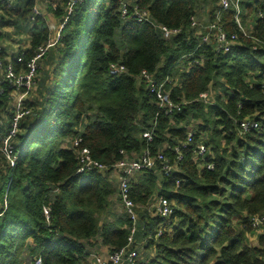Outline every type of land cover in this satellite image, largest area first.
Returning a JSON list of instances; mask_svg holds the SVG:
<instances>
[{
	"label": "trees",
	"instance_id": "16d2710c",
	"mask_svg": "<svg viewBox=\"0 0 264 264\" xmlns=\"http://www.w3.org/2000/svg\"><path fill=\"white\" fill-rule=\"evenodd\" d=\"M36 5L0 0V43L9 36L5 29L28 39L17 52L0 45V59L17 71L53 40L46 17L33 12ZM136 6L150 22L132 17ZM46 7L61 23L59 38L39 63L15 165L0 151V264L39 258L40 264H85L96 240L111 252L129 243L133 221L116 208L122 204L118 183L110 171L78 173L76 137L110 169L147 151L176 166L167 173L159 161L131 183L139 215L134 246L152 252L150 264H264V232L256 234L255 246L248 238L256 232L253 217L264 216V0H240L238 16L220 0H51ZM212 22L236 36L229 52L217 50L215 32L209 42L199 34ZM161 26L180 31L165 38ZM112 64L125 71L112 74ZM142 70L176 81L167 86L178 105L172 114L140 78ZM0 88L4 111L13 89L1 72ZM243 121L257 127L243 133ZM202 144L206 151L197 156ZM158 196L175 206L173 223L160 236L165 219L152 207Z\"/></svg>",
	"mask_w": 264,
	"mask_h": 264
},
{
	"label": "built area",
	"instance_id": "2783aa9c",
	"mask_svg": "<svg viewBox=\"0 0 264 264\" xmlns=\"http://www.w3.org/2000/svg\"><path fill=\"white\" fill-rule=\"evenodd\" d=\"M3 2H11L12 0H1ZM234 5L237 11V16L240 13V0H220V6L223 10H227L230 6ZM135 14L132 17H136L139 22H150V18L147 12H142L136 6ZM34 14H40V6H35L33 10ZM264 17V14L261 15ZM122 17L127 19L129 17V6L125 3L122 6ZM219 20V18H218ZM237 22L239 26L240 19L237 17ZM199 23L196 18H192V26L196 27ZM242 28V27H241ZM205 34H202L199 31V34L202 36L204 42H209L210 35L212 32H215L217 38V50L223 52H229L231 50L232 44L236 41V36H228L224 31L223 27L218 25L217 22H212L207 25L205 28ZM180 30H171L166 26H161V32L165 38H171L174 34L178 33ZM59 38V33L56 39H53L46 47L39 48L38 53L34 56L28 63L26 70L17 71L16 66L11 62L5 65L4 62L0 59V72L3 77V81L7 83L12 89V119L10 121L9 127L3 136H0V151L3 156L8 160L11 166L15 165L17 160V155L15 152L16 148V139L20 132L21 120L30 114V108L27 106V96L34 92L37 85L38 69L39 63L43 59L47 50L53 46ZM2 48L0 47V50ZM24 61L22 56L17 58V62L21 63ZM187 66L186 69H188ZM125 66L119 64H112L110 67V72L114 75L124 72ZM140 78H144L150 84V91L155 96L161 107L167 108V114H172L174 109L178 106L172 100L170 91L167 89L168 85H176V81L167 76L166 78L160 80L155 79L154 74L149 73L147 70H142L140 73ZM0 92H3V89L0 88ZM201 96L207 100L208 94L204 93ZM4 121L0 119V124ZM257 127V123L250 121H243L241 123V129L244 132L250 130L251 128ZM188 141H191L194 132L192 129L188 130ZM143 137L149 142L152 141L153 136L152 132L147 131L143 134ZM83 139L81 137H76L72 141V146L76 151L77 158L79 160V170L78 173L97 171L101 174H106L110 171L111 174L116 175L118 187L120 190V196L122 201V206L128 215V217L133 221V226L131 229V234L129 237V243L121 249L111 252V250L103 246V253L96 251H88V258L85 264H150L151 259L143 255L141 250H138L135 243V235L137 232L136 222L138 220V213L136 208L138 207L131 198V183L136 180V175L139 171L143 169H154L158 162L163 164V170L167 173L171 172L172 169H176V166L173 167L164 157L163 154L152 155L150 151L145 152L140 157H129L125 156L123 160L112 165L111 169L106 164L101 163L100 161L94 159L91 155V151L88 147L83 146ZM206 151V147L202 144L199 146L196 155L203 156ZM176 152H180V149H176ZM181 157H179V160ZM206 169L209 171L214 170V163H208ZM152 207L156 209L154 214L161 215L165 221L159 227L157 235H162L163 230L172 225V216L175 212L174 203L165 196L155 197ZM45 214L49 217V209L45 208ZM253 227L256 229V232H264V216L256 215L253 217ZM143 243V242H142ZM101 244V242H100ZM102 245V244H101ZM144 248V247H143ZM142 248V250H143ZM152 257V256H151ZM41 259L36 260V264H40Z\"/></svg>",
	"mask_w": 264,
	"mask_h": 264
},
{
	"label": "rangeland",
	"instance_id": "374dc122",
	"mask_svg": "<svg viewBox=\"0 0 264 264\" xmlns=\"http://www.w3.org/2000/svg\"><path fill=\"white\" fill-rule=\"evenodd\" d=\"M38 4L40 5V13L42 15H44L48 21V23L50 24V27H51V40L52 39H56L57 38V35L61 29V23L58 21V19L52 14L50 13L49 11H47V7H46V4H50L51 3V0H44V5L41 4L40 0H37ZM72 8V7H71ZM241 21V20H240ZM249 21H250V18H249ZM244 26V24H243ZM245 30L247 31V28L244 26ZM3 32H7L5 33L6 35L9 34V36L5 37L4 38V41H2L0 43L1 46L3 47H6V48H9V47H12L10 48L11 50H15L14 52H17L19 46H23V47H27L28 45V39L26 38L25 35H13V31L11 30H8V29H5ZM7 42V45L4 44V42ZM24 50V48H23ZM181 67H183V65H181ZM35 97V95H32L31 93L27 96V101L30 100L31 98ZM12 112V103L9 104L5 110L3 111H0V119H3L5 120V117L6 115H8V113H11ZM111 177L112 179L116 180V175L115 174H111ZM116 208L119 210V211H122L124 208L121 204V202H117L116 204ZM259 232H255V235H249L248 238H249V241H250V245L252 246H255L257 245V236L256 234H258ZM100 239L99 240H96L95 241V244L94 245H90L88 247V251L90 250L91 252L93 251H96V252H99V253H103L104 250L102 249L103 248V245L100 244ZM144 244V243H142ZM143 252V255L144 256H152V252L146 250L145 248H143V250H141ZM147 251V252H146Z\"/></svg>",
	"mask_w": 264,
	"mask_h": 264
}]
</instances>
